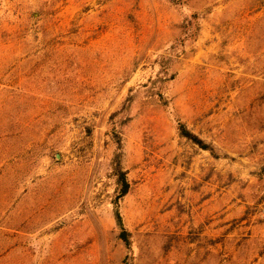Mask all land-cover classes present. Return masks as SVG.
<instances>
[{
    "label": "rangeland",
    "instance_id": "rangeland-1",
    "mask_svg": "<svg viewBox=\"0 0 264 264\" xmlns=\"http://www.w3.org/2000/svg\"><path fill=\"white\" fill-rule=\"evenodd\" d=\"M0 264H264V0H0Z\"/></svg>",
    "mask_w": 264,
    "mask_h": 264
},
{
    "label": "trees",
    "instance_id": "trees-1",
    "mask_svg": "<svg viewBox=\"0 0 264 264\" xmlns=\"http://www.w3.org/2000/svg\"><path fill=\"white\" fill-rule=\"evenodd\" d=\"M178 131L179 134L184 137L185 139L193 142L195 145L199 146L201 149L203 150H208L209 147L206 146V144L203 143V141H201L199 138H197L196 136H194L193 134H191L184 125L180 124L178 127ZM120 187H121V191H120V195L119 198H123L127 195L128 190H129V184L126 181L125 177L123 174H121L120 176ZM115 219H116V223L117 226L120 229L119 232V239L124 243L125 247L128 249L130 247V234L129 232L126 231V229L124 228L123 222H122V218L119 214L118 211L115 212Z\"/></svg>",
    "mask_w": 264,
    "mask_h": 264
}]
</instances>
